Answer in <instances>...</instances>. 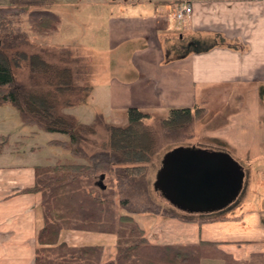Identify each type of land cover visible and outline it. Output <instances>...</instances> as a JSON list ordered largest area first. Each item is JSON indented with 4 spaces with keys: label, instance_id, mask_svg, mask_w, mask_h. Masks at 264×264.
<instances>
[{
    "label": "crops",
    "instance_id": "obj_1",
    "mask_svg": "<svg viewBox=\"0 0 264 264\" xmlns=\"http://www.w3.org/2000/svg\"><path fill=\"white\" fill-rule=\"evenodd\" d=\"M127 3L116 13L102 5L99 25L105 30L93 40L96 52L107 57V70L92 82L89 119L78 110L72 115L88 124L96 113L108 120L128 108L163 113L208 108L212 99L235 106L209 136L220 144L216 151L230 155L244 173L241 206L212 213L179 210L189 222L144 213L131 217L150 245L201 244L199 264H264V0ZM179 3L192 7L183 23L170 20L169 8ZM37 166L18 149L0 150V264H34L43 219L37 197L25 190L33 186ZM59 242L101 247V264L116 257L111 234L63 231Z\"/></svg>",
    "mask_w": 264,
    "mask_h": 264
},
{
    "label": "trees",
    "instance_id": "obj_2",
    "mask_svg": "<svg viewBox=\"0 0 264 264\" xmlns=\"http://www.w3.org/2000/svg\"><path fill=\"white\" fill-rule=\"evenodd\" d=\"M30 19L38 32L55 29L59 23L53 16L39 12L31 13ZM89 24H74L81 31L78 41L102 27H88ZM82 26L87 27L82 29ZM94 37L95 33L92 42ZM7 43V47L0 45V107H13L25 125L45 133L66 135L67 141L52 142L73 158L52 167H35L33 186L25 191L39 197L43 219L34 264H101V247H71L60 243L63 231L115 235L117 255L107 264H199L201 244L150 245L131 216L117 215L114 196L117 188H130L141 181L134 174L158 150L157 136L146 121H157L166 132L176 133L184 130L203 109L195 106L161 114L130 108L121 113L126 120L123 125L107 122L101 113H96L91 123H81L66 110L86 104L93 88L73 84L72 69L65 65L73 50L52 47L28 55L12 47V41ZM20 62L30 69L29 84L15 78L13 68ZM99 129L105 133V139L100 142L96 141ZM110 175L115 176L116 184L109 179ZM118 204L127 210L126 201Z\"/></svg>",
    "mask_w": 264,
    "mask_h": 264
},
{
    "label": "rangeland",
    "instance_id": "obj_3",
    "mask_svg": "<svg viewBox=\"0 0 264 264\" xmlns=\"http://www.w3.org/2000/svg\"><path fill=\"white\" fill-rule=\"evenodd\" d=\"M115 1L118 3L114 4ZM125 1L126 0H0V45H5L7 47L9 45L7 42L12 41V47L16 46L18 50L24 51L28 55L44 48H70L73 50V53L71 57L69 56V62L67 56L65 65H68L72 69L73 84L77 87L84 85L91 86L94 80L95 82H99V78L103 76V72L107 70V57L102 53L96 52V46H98V44L95 41L92 42L90 39L94 33L96 38H99L98 35L103 33L105 29L104 26L103 29L102 27L99 29L95 28L92 33H86L87 36L78 41L82 37L80 35L81 31L71 21L74 20L76 22L75 24L79 22L85 24L91 21L88 27L98 26L99 24H103L101 18L106 11L102 5L108 6L109 9L111 8V13H116L119 12L118 7L124 9L129 6L128 3L125 4ZM130 1L139 2L140 0ZM142 1L144 4H148L149 1L156 3L158 0ZM166 1L185 2L187 0ZM71 4L80 5L81 7L74 9L73 7L75 5L72 6ZM90 5L92 7H88ZM34 12L49 14L53 16V19L58 20L59 23L55 29L38 32L37 28H33L34 22L30 19L31 13ZM88 19L89 21H86ZM68 20H70V22ZM86 27L87 26H82L81 28L86 29ZM9 36H12L11 40ZM176 40H174V43L179 44L180 42ZM74 41L76 43L75 45H73ZM99 46L101 47V45ZM13 69L17 81L29 84L30 69L28 65L20 62V64L15 65ZM220 101L222 100H219V102ZM88 102L89 100L80 107L66 110V113L72 115V113L78 110V114L87 121L89 119V107L92 108ZM219 102L217 99H212L211 106H208V108L203 107L202 112L197 113L194 120L184 130H180L176 133L166 132L160 127L157 121H146V124L155 132L159 147L151 160L140 168V172L134 174L142 178L141 181L138 180L139 183L130 188L125 187L121 190L119 187L116 189L117 194L114 196V200L117 203L116 206H118L117 215L131 216L132 214L144 213V215L149 216H161L164 221L170 219H177L183 222L190 221L189 218L182 217L183 213L181 211L177 210L160 196L159 192L155 189V182L165 155L173 149L178 147H195L211 151L220 149L219 142L210 138L209 132L215 131L221 127L222 124L226 122L228 114L234 112L235 106L222 107V104ZM87 106L88 108H86ZM128 109L123 110V113H126ZM223 111H225V113H223ZM163 113L166 114V112ZM107 119L106 121L112 124L123 125L126 123L125 117L121 114L108 115ZM98 131L96 141L100 142L105 139V133L102 129ZM52 141H67V136L57 133H45L38 130L35 126L25 125L18 112L13 107H0V147L10 151L18 149L21 156L28 157L41 166L52 167L57 163H65L73 160L71 154L67 150L56 146ZM109 179L114 180L116 184L115 176L110 175ZM244 195V191L241 192L229 208L232 209L241 206ZM36 197L39 201V197ZM251 197L254 199L253 196ZM121 201H126V205L124 206L127 209L126 211L122 210L121 205L118 204ZM249 203H251V201ZM129 211H134V213L129 214Z\"/></svg>",
    "mask_w": 264,
    "mask_h": 264
},
{
    "label": "water",
    "instance_id": "obj_4",
    "mask_svg": "<svg viewBox=\"0 0 264 264\" xmlns=\"http://www.w3.org/2000/svg\"><path fill=\"white\" fill-rule=\"evenodd\" d=\"M243 178L240 165L227 153L178 147L165 155L155 189L178 210L212 213L234 202Z\"/></svg>",
    "mask_w": 264,
    "mask_h": 264
},
{
    "label": "built area",
    "instance_id": "obj_5",
    "mask_svg": "<svg viewBox=\"0 0 264 264\" xmlns=\"http://www.w3.org/2000/svg\"><path fill=\"white\" fill-rule=\"evenodd\" d=\"M170 10V20L177 23H183L192 15V7L187 3L175 5Z\"/></svg>",
    "mask_w": 264,
    "mask_h": 264
}]
</instances>
